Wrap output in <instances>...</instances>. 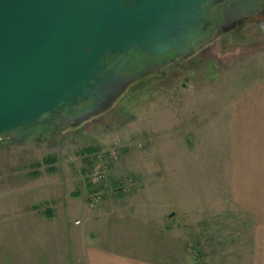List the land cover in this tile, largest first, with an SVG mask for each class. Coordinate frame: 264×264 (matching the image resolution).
Returning <instances> with one entry per match:
<instances>
[{"label":"rangeland","instance_id":"obj_1","mask_svg":"<svg viewBox=\"0 0 264 264\" xmlns=\"http://www.w3.org/2000/svg\"><path fill=\"white\" fill-rule=\"evenodd\" d=\"M250 28L236 41L213 40L180 69L128 86L108 111L63 137L0 144V192L7 195L14 176L43 178L47 190L28 202L75 230L117 224L130 240L136 235L145 258L165 264H250L251 220L230 193L226 126L231 105L264 80V22ZM100 207L117 212L102 218Z\"/></svg>","mask_w":264,"mask_h":264},{"label":"water","instance_id":"obj_2","mask_svg":"<svg viewBox=\"0 0 264 264\" xmlns=\"http://www.w3.org/2000/svg\"><path fill=\"white\" fill-rule=\"evenodd\" d=\"M200 1L0 0V144L30 143L15 132L79 101L89 104L64 128L108 111L132 80L107 69V55L181 48Z\"/></svg>","mask_w":264,"mask_h":264},{"label":"crops","instance_id":"obj_3","mask_svg":"<svg viewBox=\"0 0 264 264\" xmlns=\"http://www.w3.org/2000/svg\"><path fill=\"white\" fill-rule=\"evenodd\" d=\"M227 114L230 193L234 204L251 220L250 225L246 224L247 245L252 252L249 263L264 264V80L235 101ZM38 180L45 179L14 176L8 182L7 195L0 192V264H48L42 261L46 257L52 264H165L161 258H145L142 245L134 241L136 235L130 240L117 224H84L87 227L75 230L68 219L59 220L61 215L53 210H39L27 199L33 191L47 190L48 181ZM2 188L1 184L0 191ZM102 200L105 197L101 196ZM102 207V213L96 214L99 217L117 212L106 213ZM12 215L25 217V225L11 224ZM74 224L80 225L81 221ZM57 228L61 234H52L58 232ZM131 241L140 252L129 251Z\"/></svg>","mask_w":264,"mask_h":264},{"label":"flooded vegetation","instance_id":"obj_4","mask_svg":"<svg viewBox=\"0 0 264 264\" xmlns=\"http://www.w3.org/2000/svg\"><path fill=\"white\" fill-rule=\"evenodd\" d=\"M122 1L131 8L135 6L137 0ZM190 13H194L197 18L194 27L186 29L181 48L171 47L162 54L157 53L155 57L144 54L139 48L128 55L121 53L107 55V69L119 67V78L132 80L128 86L142 82L152 74L168 72L171 68L180 69L187 60L199 58L213 40L236 41L247 33L250 27L264 22V0H205L200 1L195 9L190 8ZM88 104L89 101H79L74 105L75 111L65 108L60 112L61 120L52 115L44 119L40 125L19 128L15 133L28 134L26 141L30 142L42 141L49 136L63 137L65 131L74 128H64V124L70 117L78 115ZM72 124L73 122L69 123Z\"/></svg>","mask_w":264,"mask_h":264},{"label":"built area","instance_id":"obj_5","mask_svg":"<svg viewBox=\"0 0 264 264\" xmlns=\"http://www.w3.org/2000/svg\"><path fill=\"white\" fill-rule=\"evenodd\" d=\"M98 171H95L94 170V175H93V177H94V179H96V176L98 175V173H97ZM92 176V175H91ZM95 181V180H94ZM97 199V198H96Z\"/></svg>","mask_w":264,"mask_h":264},{"label":"trees","instance_id":"obj_6","mask_svg":"<svg viewBox=\"0 0 264 264\" xmlns=\"http://www.w3.org/2000/svg\"><path fill=\"white\" fill-rule=\"evenodd\" d=\"M48 159H50V158H48ZM48 159L45 158V159H44V162L47 161ZM88 186H89V188L91 187L89 184H88Z\"/></svg>","mask_w":264,"mask_h":264}]
</instances>
